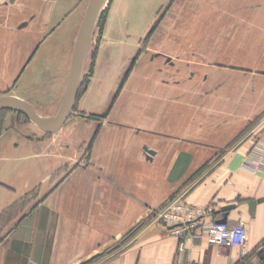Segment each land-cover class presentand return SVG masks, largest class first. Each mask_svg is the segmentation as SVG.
Returning a JSON list of instances; mask_svg holds the SVG:
<instances>
[{"label": "crops", "instance_id": "1", "mask_svg": "<svg viewBox=\"0 0 264 264\" xmlns=\"http://www.w3.org/2000/svg\"><path fill=\"white\" fill-rule=\"evenodd\" d=\"M68 1L0 0V97L24 100L41 117L55 115L37 109L47 97L61 103L67 83L62 54L71 34L63 25ZM143 1L117 0L114 6L91 79L67 119H76L66 126L67 137L79 141L75 154L73 142L65 158L42 157L47 143L41 139L25 157V145L0 139V150L13 154L0 158V212L33 188L38 199L1 223L0 264H78L92 256L84 264H264V202L249 210L250 202L264 197V167H243L261 158L255 149L264 145V117L248 125L264 112V76L243 77L246 89L235 105L226 89L217 91V73L192 64L185 50L178 51L177 77H171L170 57L149 51L153 46L138 51L160 5L146 13ZM248 1L256 4L264 33V0ZM86 113L97 120L78 127ZM63 165L64 175H52ZM173 202L212 206L207 223L233 206L225 223L243 224L245 243L197 239L179 251V239L157 220Z\"/></svg>", "mask_w": 264, "mask_h": 264}, {"label": "rangeland", "instance_id": "2", "mask_svg": "<svg viewBox=\"0 0 264 264\" xmlns=\"http://www.w3.org/2000/svg\"><path fill=\"white\" fill-rule=\"evenodd\" d=\"M88 1H68L70 4L64 10L67 17L63 20V25L64 27L69 25L71 28L70 37L65 42L67 52L65 55L62 54L64 61L67 59L64 78L68 74L70 53ZM159 2L160 5L156 6ZM116 3L117 0H105L101 7L89 42L79 93L91 79L96 51L102 40L103 31L108 28V21ZM138 3L140 2L138 1ZM143 5L147 7L143 8L146 13H149L153 5L156 6V11L154 20L150 24L146 23L148 25L144 27L147 32L140 39L138 51H144L147 46H153L154 48L149 51L161 52L170 57L173 63L169 66L171 77H177V67H179L178 63L180 62L178 57L181 55L178 54V51L185 50L184 58L191 60L192 64L201 63L206 70L217 73V91L224 92L226 89L228 93L233 95L235 100L232 99L231 104L235 105L238 103L237 97L241 93L242 87L244 92L246 89V86L242 85V78L249 77L250 79L256 75L264 76V71L257 68L260 61L264 64V33L261 31L262 28L258 27L259 23L256 20V4L252 6L253 4H250L248 0H144ZM132 25L133 28L136 26L142 29L141 22H133ZM160 61L164 60L160 59ZM205 73L209 72L205 71ZM201 76L203 77L202 80L206 78L204 72ZM59 103L60 98L56 102H51L47 97L41 103L43 107L37 110L42 115L52 116L57 112ZM75 112H79L77 108ZM263 117L264 112L252 118L248 127L252 128ZM81 118L82 120L79 119L80 123L76 124L78 127L87 124L90 120H97L93 115L87 113ZM74 120L76 119L70 118L64 122L63 130L59 134L43 133L23 115L0 108V139L3 140L1 143L14 141L25 145L22 147V149L26 148L23 150L25 154L22 156L26 157L33 156L34 143L42 139L41 141L47 143V147L43 149L42 157L65 158L67 149L71 155L72 147L79 142L76 138L71 139V135L67 137L66 134V126H72ZM8 131L11 134L7 135ZM66 141H70V144ZM73 142L74 146L71 145ZM49 144H52V150L49 149ZM81 148L80 143L78 150L80 151ZM76 150L75 146L73 154L76 153ZM12 155L8 150H0V158L11 157ZM67 168L68 166L65 165L59 166L57 169L55 168L56 170L52 175L56 174L59 178L65 174ZM36 190L37 188L31 189L30 192L1 211L0 226L3 224L2 222L11 219L13 214L17 216L19 212H23L33 205L38 200L35 197ZM0 233H2L1 228Z\"/></svg>", "mask_w": 264, "mask_h": 264}, {"label": "water", "instance_id": "3", "mask_svg": "<svg viewBox=\"0 0 264 264\" xmlns=\"http://www.w3.org/2000/svg\"><path fill=\"white\" fill-rule=\"evenodd\" d=\"M102 2L103 0L88 1L87 8L81 20L73 45L65 91L55 115L49 118L39 117L26 101L13 96H1L0 108L9 109L23 115L29 121L34 122L35 125L45 133H55L62 127L75 107L81 86L82 73L89 42L100 14ZM260 202H264V197L258 199L257 201L250 202L249 210L253 211L255 204ZM233 208V206L223 207L221 209L223 214L222 219L217 221V223H225L227 212ZM93 258L94 256L78 264L90 262Z\"/></svg>", "mask_w": 264, "mask_h": 264}, {"label": "built area", "instance_id": "4", "mask_svg": "<svg viewBox=\"0 0 264 264\" xmlns=\"http://www.w3.org/2000/svg\"><path fill=\"white\" fill-rule=\"evenodd\" d=\"M255 150L261 157L259 162L250 165L245 160L244 168L256 170L264 167V145H258ZM212 212V206L194 207L183 202H173L157 214V220L168 233L179 239V251H184L187 245L193 246L197 239L220 246H242L247 238L245 226L241 223L230 227L226 223L205 222L204 219ZM185 264L202 263L190 261Z\"/></svg>", "mask_w": 264, "mask_h": 264}, {"label": "bare ground", "instance_id": "5", "mask_svg": "<svg viewBox=\"0 0 264 264\" xmlns=\"http://www.w3.org/2000/svg\"><path fill=\"white\" fill-rule=\"evenodd\" d=\"M104 1L105 0H103V2H102V5H101V7L103 6V4H104ZM101 10V9H100ZM39 117H41L39 114H37ZM42 118H44V117H42ZM45 118H49V117H45ZM31 123H33L34 125H35V123L34 122H32V121H30Z\"/></svg>", "mask_w": 264, "mask_h": 264}, {"label": "trees", "instance_id": "6", "mask_svg": "<svg viewBox=\"0 0 264 264\" xmlns=\"http://www.w3.org/2000/svg\"><path fill=\"white\" fill-rule=\"evenodd\" d=\"M134 232V230L133 231H131L129 234H131V233H133Z\"/></svg>", "mask_w": 264, "mask_h": 264}]
</instances>
